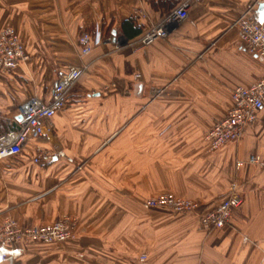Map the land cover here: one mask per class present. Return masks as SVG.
Instances as JSON below:
<instances>
[{"label":"crops","instance_id":"1","mask_svg":"<svg viewBox=\"0 0 264 264\" xmlns=\"http://www.w3.org/2000/svg\"><path fill=\"white\" fill-rule=\"evenodd\" d=\"M177 1L0 0V32L13 27L29 56L0 67V136L19 127L29 99H50L69 66H88L51 131L0 161V228L9 217L20 227L71 217L75 237L0 241V264H262L264 167L246 161L264 159V107L239 142L213 151L206 138L233 89L264 77V56L249 53L238 31L261 2L200 0L168 39L81 54L82 35L99 28L129 41L125 31L145 32ZM38 146L47 155L35 162ZM233 179L244 203L222 228L204 229L199 212L149 205L168 192L211 210Z\"/></svg>","mask_w":264,"mask_h":264},{"label":"built area","instance_id":"2","mask_svg":"<svg viewBox=\"0 0 264 264\" xmlns=\"http://www.w3.org/2000/svg\"><path fill=\"white\" fill-rule=\"evenodd\" d=\"M200 0H178L159 22L152 23L143 34L135 39L124 41L122 37H110L101 34L99 28L93 36L86 33L81 36V54L87 55L94 45L113 43L115 49H122L125 45L138 49L137 45L145 48L159 39L171 36L175 28L189 16V10L193 3ZM264 0H254L255 3ZM240 39L251 54L264 56V18H241L238 24ZM29 56L25 46L13 27H6L0 32V67L11 70L28 60ZM87 66H69L68 70L61 74L55 82L51 97L45 101L39 97H33L25 102L20 114L22 119L18 121L19 127L0 136V161L2 159L20 154L31 141L40 139L51 131V120L57 112L64 109L68 93L80 80ZM139 74H136L138 77ZM264 107V77L249 87H236L232 91V107L225 117L218 120L206 133L210 149L218 151L230 143L239 142L244 136L246 128L258 118L259 111ZM47 152L40 146L36 147L35 162L41 161ZM247 163L264 167V159L252 154ZM238 160L237 166L242 165ZM244 198L239 190V183L233 179L229 191L220 204L214 209L200 211L199 204L192 200L159 199L151 201L153 207H167L175 212H199L200 223L204 229L212 230L226 226L232 217L233 210L241 207ZM75 219L63 217L53 223L45 225H31L20 227L10 217L0 228V241L5 245H11L22 240H38L44 242L63 243L75 237ZM2 259H7L8 254L3 252ZM148 258L147 254L140 257L142 261ZM262 264H264V257Z\"/></svg>","mask_w":264,"mask_h":264},{"label":"rangeland","instance_id":"3","mask_svg":"<svg viewBox=\"0 0 264 264\" xmlns=\"http://www.w3.org/2000/svg\"><path fill=\"white\" fill-rule=\"evenodd\" d=\"M169 38V37H168ZM168 38H166V39H168ZM159 40H161V39H159ZM158 41V40H157ZM155 43V42H154ZM137 47H138V49H145V48H147V47H145V48H142V47H140V45H137ZM149 47V46H148ZM86 71H88V66H87V68L85 69V72ZM227 195V194H226ZM170 199V198H173V199H175V200H181V199H185V200H192V201H194V202H196V203H198L197 201H195V200H193V199H191V198H187V197H183V196H180V195H176V194H174V193H168V192H161V193H158V194H156V195H153V196H151L150 198H149V200H151V201H154V200H159V199ZM199 204V207H202L201 205H200V203H198ZM153 207V206H152ZM165 208H167V207H165ZM168 209H170V208H168ZM200 209V208H199ZM171 210V209H170ZM209 209H207L206 211H208ZM172 211V210H171ZM173 212H175V211H173ZM177 213H179V212H177ZM39 225H45V224H39ZM75 233V232H74ZM142 256V255H141Z\"/></svg>","mask_w":264,"mask_h":264},{"label":"trees","instance_id":"4","mask_svg":"<svg viewBox=\"0 0 264 264\" xmlns=\"http://www.w3.org/2000/svg\"><path fill=\"white\" fill-rule=\"evenodd\" d=\"M142 34H143V32L141 31L140 28H132V29H129V30L125 31V36L129 40H135V39L139 38ZM107 36L113 37L114 34H112L111 31H108ZM68 95H69V93H68Z\"/></svg>","mask_w":264,"mask_h":264},{"label":"water","instance_id":"5","mask_svg":"<svg viewBox=\"0 0 264 264\" xmlns=\"http://www.w3.org/2000/svg\"><path fill=\"white\" fill-rule=\"evenodd\" d=\"M258 18L259 20H262L264 18V2H261L258 7ZM18 120L22 119V115L20 114L18 117Z\"/></svg>","mask_w":264,"mask_h":264}]
</instances>
